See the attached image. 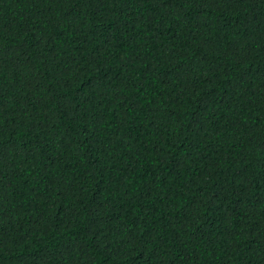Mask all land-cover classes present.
<instances>
[{"label": "trees", "instance_id": "1", "mask_svg": "<svg viewBox=\"0 0 264 264\" xmlns=\"http://www.w3.org/2000/svg\"><path fill=\"white\" fill-rule=\"evenodd\" d=\"M0 264H264V0H0Z\"/></svg>", "mask_w": 264, "mask_h": 264}]
</instances>
